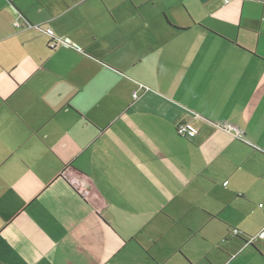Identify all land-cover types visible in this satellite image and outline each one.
Returning <instances> with one entry per match:
<instances>
[{"label":"crops","instance_id":"crops-1","mask_svg":"<svg viewBox=\"0 0 264 264\" xmlns=\"http://www.w3.org/2000/svg\"><path fill=\"white\" fill-rule=\"evenodd\" d=\"M246 1L0 0V264H264Z\"/></svg>","mask_w":264,"mask_h":264},{"label":"built area","instance_id":"built-area-1","mask_svg":"<svg viewBox=\"0 0 264 264\" xmlns=\"http://www.w3.org/2000/svg\"><path fill=\"white\" fill-rule=\"evenodd\" d=\"M47 35H49L52 40L49 44L50 49H56L61 41L57 38H54V33L51 29L46 30ZM218 127L225 129L228 132L234 133L238 139H241L244 136V132L241 131L237 126L232 125L230 123H219ZM176 132L178 136L185 137L187 139H193L196 136V132L190 128V126L186 123H179L176 127ZM258 208L264 214V203H259ZM234 236H239L240 231L233 230L232 231ZM258 238L264 241V229L258 234ZM254 241L253 238L249 239L247 243L252 244Z\"/></svg>","mask_w":264,"mask_h":264},{"label":"rangeland","instance_id":"rangeland-1","mask_svg":"<svg viewBox=\"0 0 264 264\" xmlns=\"http://www.w3.org/2000/svg\"><path fill=\"white\" fill-rule=\"evenodd\" d=\"M27 1L30 2L31 0H27ZM224 2L226 3V0H224ZM244 3H246L245 4V10L246 11H244V13L252 14L255 18H257L259 20H264V8L258 9L256 7V5H254L253 3L250 2V0H247ZM241 13H242V11H237L238 15L241 14ZM48 47H49V45H48ZM52 50H54V49H52ZM258 223H259V219H256L255 224H258ZM251 237L253 239H256L255 235H251Z\"/></svg>","mask_w":264,"mask_h":264},{"label":"trees","instance_id":"trees-1","mask_svg":"<svg viewBox=\"0 0 264 264\" xmlns=\"http://www.w3.org/2000/svg\"><path fill=\"white\" fill-rule=\"evenodd\" d=\"M11 2H13V0H10Z\"/></svg>","mask_w":264,"mask_h":264}]
</instances>
